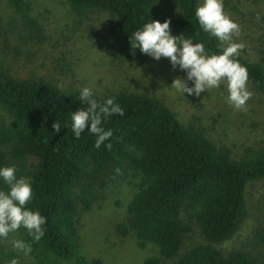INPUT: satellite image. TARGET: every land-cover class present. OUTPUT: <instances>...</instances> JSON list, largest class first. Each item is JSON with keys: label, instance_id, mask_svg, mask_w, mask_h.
<instances>
[{"label": "trees", "instance_id": "1", "mask_svg": "<svg viewBox=\"0 0 264 264\" xmlns=\"http://www.w3.org/2000/svg\"><path fill=\"white\" fill-rule=\"evenodd\" d=\"M65 1L76 14L105 15L109 37L124 48L145 23L170 19L173 36L203 43L209 54L222 52L221 42L205 32L196 18L199 0H163L175 10L173 15L155 11L152 0ZM8 3L23 20L34 23L22 0ZM244 9L251 14L250 5ZM251 24L248 29L264 31V21ZM255 34L264 51V33ZM236 59L248 70L247 83L264 98L262 64ZM112 97L124 115L105 121L103 126L112 130V136L97 149V137L87 129L79 138L71 130V113L87 107L79 94H63L40 81L14 80L0 71V109L7 115V123L0 122V168L14 166L17 178L30 181L33 196L27 208L39 211L47 221L38 243L20 228V240L32 246L28 256L33 262L100 264L79 254L75 203L87 208L93 183L130 171L139 175V183L126 206V226L135 232L139 247L152 243L158 254V258L146 257L142 264L170 260L174 264H256L245 253L223 256L202 243L183 253L179 249L191 231L208 243L221 242L236 232L247 214L246 184L264 179V152L247 146L233 158L202 131L179 123L154 97L120 92L94 98L102 102ZM57 121L59 133L52 128ZM109 143L111 150L106 147ZM0 190L8 191L2 178ZM117 231L124 234L120 225ZM5 257L12 260L16 255Z\"/></svg>", "mask_w": 264, "mask_h": 264}, {"label": "rangeland", "instance_id": "2", "mask_svg": "<svg viewBox=\"0 0 264 264\" xmlns=\"http://www.w3.org/2000/svg\"><path fill=\"white\" fill-rule=\"evenodd\" d=\"M22 1L29 6L33 24L23 20L8 0H0V71L8 77L47 83L63 94L80 95L89 87L94 97L120 92L154 97L179 123L202 131L231 157L241 156L247 146L264 152V98L248 83L253 95L246 102L247 111L236 110L227 102L226 84L199 97L183 95L171 86L178 76L186 80V72L179 66L173 69L167 58L156 61L131 44L124 48L113 42L106 30L108 19L102 13L76 14L65 0ZM152 1L155 11L175 14L163 0ZM202 4L199 0L198 7ZM248 5L251 14L244 9ZM223 6L242 29L239 37H233L245 45L238 58L264 67V51L255 34L264 31L247 28L253 21L263 23L264 0H223ZM188 86L194 85L188 81ZM0 122L7 123L1 109ZM138 183L139 175L130 171L114 179L105 176L101 183L92 184L87 208L80 201L75 203L78 250L83 258L97 259L100 264H142L146 257L158 258L156 247L149 242L139 247L135 232L126 226V206ZM244 200L246 217L231 237L208 243L197 231H191L179 253L202 243L223 256L237 251L256 264H264V179L246 184ZM119 225L123 235L117 231ZM20 233L19 229L7 238L0 237V264H10L5 254L16 255L19 264H36L13 248L11 241L20 240ZM162 264H174V260Z\"/></svg>", "mask_w": 264, "mask_h": 264}, {"label": "clouds", "instance_id": "3", "mask_svg": "<svg viewBox=\"0 0 264 264\" xmlns=\"http://www.w3.org/2000/svg\"><path fill=\"white\" fill-rule=\"evenodd\" d=\"M195 15L201 28L221 42V54L207 53L203 43H194L190 37L173 36L170 19L163 23L152 20L145 23L142 29L131 35V47L139 48L142 54L156 61L167 58L173 69L179 66L180 70L186 72V80L179 76L173 80L171 88L177 92L199 97L201 93L226 84L227 102L236 110L247 111L246 102L253 95L247 87L249 74L247 68L236 59L245 45L233 39L241 35L240 25L224 11L223 0H203ZM188 81L194 86L189 87ZM79 99L87 107L71 113V130L79 138L87 129L97 137L95 147L99 149L112 136V130H105L103 126L105 121L113 115L123 116L124 110L116 103L115 97L98 101L89 87L80 91ZM52 128L59 133V121ZM106 147L111 150L112 145L109 143ZM16 171L14 166L0 168V178L8 186V191L0 190V237L7 238L10 233L24 228L32 241L38 243L45 235L47 221L39 211L27 208L33 196L31 183L27 178H17ZM116 171L119 173L120 170ZM11 244L25 256L33 250L31 244L22 240L14 239ZM10 264H19V260L14 258Z\"/></svg>", "mask_w": 264, "mask_h": 264}]
</instances>
